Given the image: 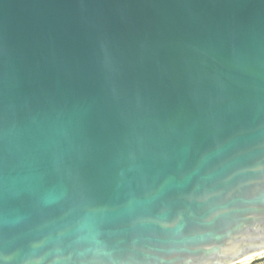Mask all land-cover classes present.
I'll use <instances>...</instances> for the list:
<instances>
[{"label": "water", "instance_id": "obj_1", "mask_svg": "<svg viewBox=\"0 0 264 264\" xmlns=\"http://www.w3.org/2000/svg\"><path fill=\"white\" fill-rule=\"evenodd\" d=\"M263 252L264 0H0V264Z\"/></svg>", "mask_w": 264, "mask_h": 264}, {"label": "rangeland", "instance_id": "obj_2", "mask_svg": "<svg viewBox=\"0 0 264 264\" xmlns=\"http://www.w3.org/2000/svg\"><path fill=\"white\" fill-rule=\"evenodd\" d=\"M235 264H264V252L245 258Z\"/></svg>", "mask_w": 264, "mask_h": 264}]
</instances>
